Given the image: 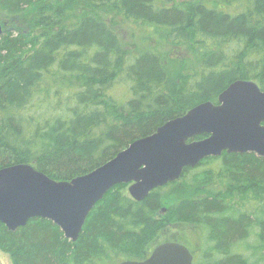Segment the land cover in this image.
I'll use <instances>...</instances> for the list:
<instances>
[{
	"label": "trees",
	"instance_id": "1",
	"mask_svg": "<svg viewBox=\"0 0 264 264\" xmlns=\"http://www.w3.org/2000/svg\"><path fill=\"white\" fill-rule=\"evenodd\" d=\"M0 19V169L71 181L238 80L264 92V0H0ZM163 44L186 50L187 67ZM181 179L198 195L165 212L173 183L140 202L113 187L74 242L44 219L0 224V251L10 264L141 262L184 224L168 242L193 264H264V158L223 153Z\"/></svg>",
	"mask_w": 264,
	"mask_h": 264
},
{
	"label": "water",
	"instance_id": "2",
	"mask_svg": "<svg viewBox=\"0 0 264 264\" xmlns=\"http://www.w3.org/2000/svg\"><path fill=\"white\" fill-rule=\"evenodd\" d=\"M223 153L264 158V92L253 81L230 84L216 104L193 107L71 181H55L26 164L0 169V224L15 231L32 219H44L74 242L93 207L113 187L128 185L129 196L140 202L180 179L185 168ZM118 264H193V255L186 246L167 242L144 261Z\"/></svg>",
	"mask_w": 264,
	"mask_h": 264
},
{
	"label": "rangeland",
	"instance_id": "3",
	"mask_svg": "<svg viewBox=\"0 0 264 264\" xmlns=\"http://www.w3.org/2000/svg\"><path fill=\"white\" fill-rule=\"evenodd\" d=\"M0 23L2 25L3 28H5V22H3L2 19H0ZM151 47L156 46V44L154 43H150ZM160 51L162 52L161 55L165 56L168 60L174 62V60H176L174 63L168 61L166 63V65L171 66L172 64V68H174L175 66H177L178 62H180L181 64L179 65L180 68L182 67H187V63H188V59L189 55L187 53L186 50L180 48V49H173L172 52L168 53V49L169 47L166 45H160L159 46ZM170 54V55H169ZM172 63V64H171ZM182 69H180L181 71ZM183 73V72H179ZM118 93H121V89H119ZM126 191V189H125ZM196 190L194 189V187L192 185L189 186V184H186L181 178L178 179L175 183H173L169 188H167V192L165 195V199H164V210H167V206L176 202L179 199H182L185 196H195L198 195L196 192ZM199 194L201 192H198ZM165 214H162V216H164ZM199 229V228H198ZM196 228V232L193 233L194 236L195 235H199V231ZM191 230L190 227H187L184 224H174V225H167L158 235L157 238V243L160 245L162 243H167L171 236H174L175 234H177V236H179L181 239H186L187 233ZM198 231V232H197ZM0 264H10V260L9 257L2 253L0 251Z\"/></svg>",
	"mask_w": 264,
	"mask_h": 264
},
{
	"label": "flooded vegetation",
	"instance_id": "4",
	"mask_svg": "<svg viewBox=\"0 0 264 264\" xmlns=\"http://www.w3.org/2000/svg\"><path fill=\"white\" fill-rule=\"evenodd\" d=\"M126 188L128 187V186H125Z\"/></svg>",
	"mask_w": 264,
	"mask_h": 264
},
{
	"label": "bare ground",
	"instance_id": "5",
	"mask_svg": "<svg viewBox=\"0 0 264 264\" xmlns=\"http://www.w3.org/2000/svg\"><path fill=\"white\" fill-rule=\"evenodd\" d=\"M3 30V29H2Z\"/></svg>",
	"mask_w": 264,
	"mask_h": 264
}]
</instances>
